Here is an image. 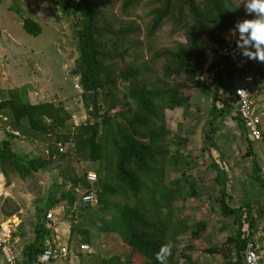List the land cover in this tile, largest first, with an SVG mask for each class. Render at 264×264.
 I'll return each mask as SVG.
<instances>
[{
    "label": "trees",
    "instance_id": "1",
    "mask_svg": "<svg viewBox=\"0 0 264 264\" xmlns=\"http://www.w3.org/2000/svg\"><path fill=\"white\" fill-rule=\"evenodd\" d=\"M143 1L125 0L120 13L127 15ZM236 1L150 0L145 40H151L165 24H170L174 31H183L185 38V43L173 50L153 52L147 48L150 60L140 53V27L124 18L112 17L108 10L111 0L75 2L73 9L80 18L77 36L80 57L76 74L88 120L74 133L66 135L63 131L67 129L69 116L52 112L50 105H31L18 92L12 91L10 99L0 103V112L9 111L17 124L27 120L32 131L48 135L55 133L56 145L49 147L46 159H22L13 152L12 142L3 140L0 142V168L2 171L5 166L11 167L20 179L38 178L55 156L64 158L65 155L59 153L62 148L57 146L62 144V147L71 145L70 149L78 156L99 163L98 178L95 183L87 181V174L71 178L68 185L73 189L63 191L57 200L48 190L44 206L36 207L39 214L35 239L23 249L21 258L17 256L20 263L34 264L44 250L54 246L44 223L50 209L61 203L68 209L75 204L86 207L82 205L81 196L75 193L77 188L85 190V193L95 192L98 203L105 208H114L119 215L118 221L110 222L117 227L111 228L108 223L101 233L118 232L128 254L113 256L103 264H161L157 256L165 252L163 264H177L185 259L180 251L184 242L181 237L186 234L198 237L206 225L199 222L191 226L188 218L175 215L174 205L183 196L184 189L181 180L164 182L169 158L174 171L178 169V160L169 152L173 143L168 139L170 132L165 112L177 108L188 111L190 97L185 91L197 89L206 95L212 93L211 108L202 132V151L211 154L213 136L233 110L231 96L239 86L234 77L249 75L264 82V66H254L248 61L243 63L244 58L237 52L220 54L230 48L227 36L235 24L250 19L238 9ZM24 29L33 37L41 33V29L29 20L25 22ZM233 47H236L235 42ZM209 55L213 56L210 62ZM156 60L163 62L160 70L151 64ZM206 72L212 74L207 86L203 81ZM120 83L128 85L126 91L120 90ZM234 117L247 143L242 157L251 160L250 179L264 191V165L253 150V143L246 138L237 114ZM260 129L264 138V124ZM212 167L216 169L215 181L220 187L222 217L226 220L234 216L238 226L236 235L229 237L218 253L226 264H244L246 241L251 239L257 246L253 234L256 224L264 217V210L254 219L249 204H245L246 214L229 207L227 174L215 164ZM60 186L55 183L52 189ZM16 214L17 209L6 218L16 217ZM77 233L79 237L84 236L81 237V245L91 243L88 232L77 230ZM231 246L236 249L235 262L230 260V251L226 252Z\"/></svg>",
    "mask_w": 264,
    "mask_h": 264
},
{
    "label": "rangeland",
    "instance_id": "2",
    "mask_svg": "<svg viewBox=\"0 0 264 264\" xmlns=\"http://www.w3.org/2000/svg\"><path fill=\"white\" fill-rule=\"evenodd\" d=\"M76 1L0 0V103L10 99V93L14 91L31 105H50L52 112L58 111L70 117L67 129L63 131L66 135L74 133L75 129L88 120L83 92L76 74L80 57L77 38L80 18L73 9ZM124 1L111 0L108 10L112 17L124 18L140 27V53L144 58H151V54L146 52L147 48L160 52L173 50L185 43L183 31H174L170 24H165L151 40L146 41L145 28L149 22L147 14L150 11V0L141 2L136 10L122 15L120 9ZM243 2L238 0L235 4L239 10L246 13ZM27 20L34 22L41 29L39 36L33 37L26 33L24 25ZM227 38L232 44L231 38L235 37L231 33ZM212 59L213 56L209 55L208 61ZM151 64L160 70L163 62L156 60ZM211 76L208 72L204 74L205 86L210 83ZM119 88L124 92L128 85L120 83ZM184 93L190 97L188 111L177 108L165 112L166 126L170 132L168 139L173 143L169 152L171 157L178 160V169L174 171L172 160L169 158L164 182L168 184L181 180L184 184V195L174 205L175 215L179 218L194 211L193 192L199 193L201 199L208 195L215 198V194L208 188L216 177L213 164L226 172L229 183L249 181L255 184L249 176L251 160L242 157L247 143L234 119V110L223 119L214 134L211 154L203 152L202 132L211 108L212 93L206 95L197 89ZM45 121L47 122L46 119ZM12 132L15 133L13 138L9 137ZM7 139L12 142L13 152L22 159H46L49 147L56 145L55 133L48 135L32 131L27 120L14 123L10 112L5 110L0 112V142ZM60 145L62 144L57 145L62 148L59 153L65 155L64 158L55 156L48 169L38 178L29 176L20 179L11 167L5 166L4 171L0 168V223L11 219L6 218L7 215L17 209L16 218L20 223L12 233V244L19 258L23 249L35 239L34 231L39 214L36 207L44 206L48 190L54 193V200H57L63 191L73 189L68 185L71 178L83 177L89 173L98 178L99 163H92L78 156L70 149L71 145ZM252 146L261 161L264 142H256ZM55 183L61 185L60 188L52 189ZM74 190L77 196L85 193V190ZM251 192L264 197V191L259 187ZM204 200L201 203L205 202L203 207L205 205L207 208L211 201ZM52 209L51 212L55 214V227L48 228L49 238L67 246L71 252L66 260L57 261L56 264H103L113 256L128 254V249L118 232L101 233L108 223L111 228L117 227L115 223H110L118 221L119 218L114 208H105L97 203L86 207L75 204L73 208L68 209L61 203ZM77 230L88 232L91 239L89 251H80L81 239L84 236L79 237ZM0 264H4L1 255Z\"/></svg>",
    "mask_w": 264,
    "mask_h": 264
},
{
    "label": "crops",
    "instance_id": "3",
    "mask_svg": "<svg viewBox=\"0 0 264 264\" xmlns=\"http://www.w3.org/2000/svg\"><path fill=\"white\" fill-rule=\"evenodd\" d=\"M232 44H230L229 50L233 52H237L236 47L234 46V42L236 38H231ZM229 41V40H228ZM247 60L243 59V63H245ZM254 66H260L257 63H253ZM249 75L240 76L236 75L234 77V81L240 85H244V81L242 82V79L247 77ZM263 84V81H261L258 77H255V81L253 84V88H258L260 85ZM263 90V89H262ZM259 92V96L257 97L256 104L260 111L264 112V91ZM264 124V118L262 121V125ZM258 156V155H257ZM263 159L261 160V163L264 165V154H262ZM261 156V157H262ZM259 158V157H258ZM226 173V172H225ZM228 173V172H227ZM229 174V173H228ZM228 179L229 176L227 175ZM184 184H182L183 186ZM254 185V186H253ZM205 186V184H204ZM184 187V186H183ZM205 187H208L205 186ZM203 187V188H205ZM213 194H215V198L213 199L212 196L206 197L201 199L200 194L193 192V205H194V211H190L185 218H188L189 225H194L199 222H203L206 225V228L204 231L199 233L198 237H191L190 234H186L182 236L183 245L180 248V251L183 252L185 259H182L180 262L182 264H226L223 258L221 257V254L218 253L221 250V246L227 241L229 237L235 236L237 233L238 226L235 224V217L231 216L228 219L224 220L221 213V207L219 203L220 198V187L214 181L212 185H209V187ZM258 188L256 183H251L249 181H236L227 183L226 186V193H227V202L229 207L233 208L234 210L240 211L242 214H246L247 208H245V204L250 205L251 215L254 219H256L259 216V212L264 210V197H260L258 195H254V193L251 192V190ZM212 194V195H213ZM184 195V194H183ZM183 197V196H182ZM184 199V198H183ZM195 199V200H194ZM207 200V202L211 201L210 205H208L207 208L203 207L204 203H201ZM184 202V201H183ZM192 205V206H193ZM202 206V207H201ZM50 209L48 212H51ZM203 213H201V211ZM205 212H208L205 214ZM55 215V214H54ZM264 216V213H263ZM200 217V218H197ZM211 222V223H210ZM264 223V217L262 221H258L256 224V231L253 234V238L255 239L259 254L264 259V238L262 233H264V228H262ZM246 224V223H245ZM246 228V225H244ZM51 239V238H49ZM52 241H54L52 239ZM229 253V257L231 262L236 261V249L234 246L229 247V249L226 250V252ZM217 252V253H215ZM58 262H53L51 264H56Z\"/></svg>",
    "mask_w": 264,
    "mask_h": 264
},
{
    "label": "built area",
    "instance_id": "4",
    "mask_svg": "<svg viewBox=\"0 0 264 264\" xmlns=\"http://www.w3.org/2000/svg\"><path fill=\"white\" fill-rule=\"evenodd\" d=\"M232 52L229 49H224L220 54L228 55ZM255 81L254 76H247L244 79V85H240L234 89L231 96L233 100L230 102L235 115L239 117L242 126L245 131L246 138L252 142H263V134L261 132V124L264 118V112L260 111L257 107L256 100L259 96L260 88L264 91V82L258 88H253ZM228 95L227 97H229ZM12 134H15L12 132ZM62 152V150H60ZM264 172V169H263ZM96 175L87 174V181L89 183L96 182ZM78 192V189H76ZM81 202L84 206H94L98 203V196L95 192L81 194ZM19 220L16 217L8 219L4 223L0 224V255L2 256L4 264H22L18 261L17 255L14 251L12 244V233L19 225ZM44 223L46 227H55V218L52 212H48L45 216ZM54 246L48 247L44 250L38 261L34 264H51L60 260H66L70 256V250L67 246L52 241ZM50 245V242H46ZM80 251H89L88 245H81ZM244 264H264V259L259 254L258 246L251 239H247L244 252H243Z\"/></svg>",
    "mask_w": 264,
    "mask_h": 264
},
{
    "label": "clouds",
    "instance_id": "5",
    "mask_svg": "<svg viewBox=\"0 0 264 264\" xmlns=\"http://www.w3.org/2000/svg\"><path fill=\"white\" fill-rule=\"evenodd\" d=\"M243 3L250 19L237 22L232 30L236 50L248 62L264 66V0H244ZM165 254L157 256L161 264Z\"/></svg>",
    "mask_w": 264,
    "mask_h": 264
}]
</instances>
